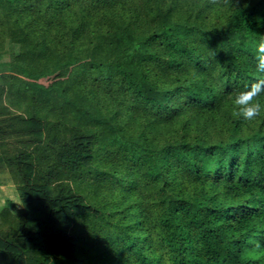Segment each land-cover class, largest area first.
<instances>
[{"label": "trees", "instance_id": "trees-1", "mask_svg": "<svg viewBox=\"0 0 264 264\" xmlns=\"http://www.w3.org/2000/svg\"><path fill=\"white\" fill-rule=\"evenodd\" d=\"M233 4L0 0V171L20 201L0 207V264H264V115L234 117L231 95L257 78L264 0ZM115 30L144 45L130 75H70L103 118L8 73Z\"/></svg>", "mask_w": 264, "mask_h": 264}, {"label": "rangeland", "instance_id": "rangeland-1", "mask_svg": "<svg viewBox=\"0 0 264 264\" xmlns=\"http://www.w3.org/2000/svg\"><path fill=\"white\" fill-rule=\"evenodd\" d=\"M144 49L141 42L130 41L125 31L115 30L92 46L71 50L64 62L41 63L32 70H27L19 63H11L8 73L58 103L80 110L87 116L103 118L88 97L78 92L79 87H73L71 72L88 62L101 71L118 69L130 75L134 66L138 65ZM3 57L7 58V55ZM129 146L132 147L131 144ZM7 199L12 200L16 206L20 205L15 183L5 169L0 171V207Z\"/></svg>", "mask_w": 264, "mask_h": 264}, {"label": "clouds", "instance_id": "clouds-1", "mask_svg": "<svg viewBox=\"0 0 264 264\" xmlns=\"http://www.w3.org/2000/svg\"><path fill=\"white\" fill-rule=\"evenodd\" d=\"M209 4L216 8L234 6L233 0H209ZM255 35L257 39L254 41V59L256 60L257 78L244 89L231 94L232 115L245 121H254L264 115V102L261 100L264 95V35ZM257 247H259V242H257Z\"/></svg>", "mask_w": 264, "mask_h": 264}]
</instances>
